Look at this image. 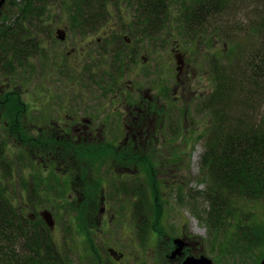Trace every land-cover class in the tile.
<instances>
[{"label":"flooded vegetation","instance_id":"flooded-vegetation-1","mask_svg":"<svg viewBox=\"0 0 264 264\" xmlns=\"http://www.w3.org/2000/svg\"><path fill=\"white\" fill-rule=\"evenodd\" d=\"M113 1L116 11L122 10L123 0H102L104 8H107L106 13L110 10V2ZM178 1H182L184 5V14L191 13L193 19L203 17L206 22L208 19L216 21L220 16L234 17L237 14L232 2L234 0H223L227 3L224 12L219 11L218 5L208 6L207 1L218 4L217 0H202L206 3L203 9H198L195 5V2L200 0L174 2L128 0L133 9L137 10V22L132 23L136 28L128 27L126 31V28L115 27L112 21L108 25L106 18L109 19V15L102 18L97 26L81 28L54 26L50 32L44 30L43 33L27 27L32 16L41 19V11L30 14L25 12L23 3L26 0H4L1 5L0 193L7 201L11 200L9 197L11 188L9 186L12 184L11 150L18 148L24 152L26 145L34 146L41 153V158L31 159L35 155L24 154L19 158L15 170L19 171L25 167L26 161L32 165V160L37 161V165L44 164L45 169L34 165L33 167L39 170L41 168V171L50 174L48 177H54L62 184L57 188L56 195L60 188L69 192L70 198L65 199L69 203L74 200L76 192L82 191L81 194H86L82 205L67 206L70 235L74 239L73 250L76 254L82 255L84 259L82 264H148L144 261L146 258L139 259L133 254V247L139 244L137 234L135 239L131 236L129 240L120 243L118 231L119 227L123 231L121 223L123 216L115 215L113 206H106L103 179L107 168L109 171L107 184L112 186L118 174H128L130 163L150 173L148 172V169L152 168L150 156H136L121 144L130 146L152 136L164 121L162 119L161 123H157L155 120L161 119L159 117L165 115L167 110L173 111L174 98H178L179 93L186 92L193 78L190 75L189 55L185 56L174 50L169 54L176 59L177 74L173 84L175 90L173 89L169 97L163 94L155 97L153 70L149 67L150 50L145 48L147 54L143 55L141 51H144V47L143 49L138 47L145 37L146 41L153 39L155 14L153 4L161 3L164 6V3H167V6L172 7ZM91 3L88 16H93L91 11L96 6L92 0ZM177 7L182 12L180 4ZM139 18L142 20L139 21ZM216 31L215 29L214 32ZM207 40L210 45L214 44L212 39ZM203 43H206L205 39L201 40V44ZM39 56L45 58L42 62H47L50 74L46 76L47 80L40 76H36L37 79L49 83L52 81L65 83L61 88L66 96L61 101L58 99L57 103L51 88L46 84L40 85L41 90L38 94L27 91L25 73L27 58L33 57L37 64L40 63L37 61ZM166 61L172 65L170 59ZM139 76L146 79L145 87L137 82L136 78ZM160 99L162 101L159 105ZM26 100L31 105L30 109L24 104ZM54 102L56 106H52ZM12 140L14 143L18 142V145H12ZM54 146L62 147L59 150L65 152L64 156L56 153L54 160L63 159L68 162L66 168L61 167L63 172L60 174L55 169L56 161L52 160L53 158L42 157L44 155L49 157L51 155L49 148ZM69 151L70 153H67ZM141 158L147 160L142 161ZM114 165L118 167L116 172L113 171ZM70 183L81 185L72 187ZM48 188L47 186L46 189ZM26 189V192L19 193L18 205H15L14 199L11 203L19 207L18 213L21 217L19 222L24 228L23 234L29 224L35 227L36 231V226L45 223L51 232L54 231L56 228L54 214L56 215L58 211H55L54 206H50L49 209L46 207L49 205L48 198L42 199L41 196L31 195L33 188L30 185ZM29 195L36 201L45 200L48 204L31 206L32 200ZM22 204L23 206H20ZM118 207L116 206V209ZM116 216L121 218L119 226L116 223ZM46 219L49 223L52 219L54 223L52 227ZM155 239L158 240L157 236ZM168 239H165L167 242L159 241V245L153 247L150 262L153 260V264H182L188 257L197 258L202 255L196 254L190 247L191 243L182 237ZM175 241L180 242L182 247L173 255L178 247ZM25 250L30 257L32 250L28 251L27 248ZM27 255L20 257V264H26ZM9 259L6 260L8 263Z\"/></svg>","mask_w":264,"mask_h":264},{"label":"rangeland","instance_id":"rangeland-1","mask_svg":"<svg viewBox=\"0 0 264 264\" xmlns=\"http://www.w3.org/2000/svg\"><path fill=\"white\" fill-rule=\"evenodd\" d=\"M45 1L46 9L41 12V19L34 18V16L29 18L30 23L27 24V27L32 31L45 33L44 30L50 32L54 26L80 28L88 26H80L81 23L79 21L73 20L75 18L74 14L79 12L81 5L86 9L87 13L85 14L89 17V20L91 18L89 26H97L98 21L100 22L102 18L104 19L105 16L108 17L110 15V20L106 18L109 22L108 25L112 21L115 27L126 28V31L128 27L136 28V25H132V23L137 22V10L133 9L128 0L122 1L121 11H116L114 7L115 1L110 2L109 9L111 11L108 10L107 13V8H104L102 0H92L96 5L91 11L93 16H88L90 14L89 7L92 4L91 0ZM232 2L235 7V14H237L234 17L226 16L225 20L230 18L227 22L222 20V23V21H218L219 18L216 21L208 19L206 22L202 17L200 20L184 19L183 24H180V18L177 20H166L167 18H165L164 27L160 29L156 30V23L154 22L153 39L146 41V37L144 39L141 38V44L138 46L142 49L144 47V51H141L143 55L147 54L145 48L150 50L149 67L153 70L152 80L155 97H159L160 94L166 97L172 95L173 84L177 74L176 59L170 55L174 50H178L177 52L185 56L189 55L190 75L193 76L186 92L183 94L179 93L178 98H174L173 111L167 110L165 115L159 117L161 119L155 120V122L161 123V120L164 119L161 127H158L152 136L148 137V139L145 138L142 142L132 143L130 146L121 144L122 147L132 151L136 156H150L151 160H149L152 163V168L148 169L150 173L148 174L141 167H136L130 163L128 174H118L116 180L113 181L111 179L115 183L109 186L107 184L109 171L105 168L106 175L103 181L106 206H113L116 210H114L115 215L120 216L122 214L123 216L122 220L116 216L117 226H119V220H121L123 228V231H121L119 227L118 231L121 239L120 243H124V240H129L131 236L135 239L137 234L139 244L133 247V254L139 259L144 260L146 258L147 260L144 261L148 264L154 263L153 260L150 262L153 255V247L159 245V241L169 240L168 238L171 237H182L183 240L191 243L190 247L196 254H202L210 258L215 264H259L264 256V245L256 247V249L253 247L250 250H241L239 239L235 237L234 231L231 229L233 225L237 224V221H240L243 226L253 224L256 227H264L263 202L236 199L234 205H231L233 206L232 210H237L233 217V223L232 219L230 221L227 219L216 226L208 224L207 212H204L209 207L208 202L203 198V193L208 184L200 156L204 152V143L211 124L209 106L205 100L213 95L216 87V72L213 68L216 63L215 60L217 56L222 54L217 62L218 66H224L225 62H231L232 58L228 60L225 58L228 47H234L235 44H245L249 47L246 51V56L252 55L258 50H263L264 47V44L261 45V42L264 41V32L261 35H255L251 31L255 27L256 21L251 18L253 14L249 11L253 8L255 9L258 5L257 1L234 0ZM258 2L263 3L264 7V0ZM178 4H180L182 13L185 12L182 1H178L171 8L172 14L179 15L180 11L176 9ZM138 20L140 21L142 18ZM215 29L217 30L216 33L214 32ZM248 37H250L249 40ZM207 38L212 39L214 44L210 45ZM204 39L206 43L201 44V40ZM214 46L215 48H213ZM95 58L92 57V59ZM166 59H170L172 65ZM44 60L43 56H39L37 61L40 63L36 64L33 57L27 58L25 72L27 76V91L38 94L41 90L40 85L42 83L46 84V86L51 88L57 103L58 99L61 101L66 96L61 88V85L63 86L65 83L55 81L49 83L37 79L36 76H40L47 80L46 76L50 74L47 62H42ZM136 80L140 86H146L144 77L139 76ZM142 82L144 83L143 85ZM161 101L162 99L158 101L159 105ZM55 102L52 106H56ZM24 104H27L28 108L31 106L28 100ZM262 109H264V104H262ZM35 133L36 131L33 133L34 136ZM11 143L12 145H18V142L14 143V140ZM59 148L62 147L54 146L49 148V154L51 155L42 157L53 158L52 160H54L56 153H61L60 156H64L65 152L60 151ZM36 151V148L30 145L25 146L24 152L18 148L11 150L12 175L10 176V181L12 184L9 186L11 187L9 197L12 202L14 199L15 205H18L19 193L26 192V187L30 185L33 188L31 195L41 196L42 199L48 198L49 205L46 207L49 209L50 206H54L55 211H58L56 215L54 214L55 230L51 232L44 223L42 226H36L37 230L34 231L35 227L29 224L25 233L28 236L37 234L50 239L54 243L53 257L60 259L62 256L63 264H82L84 262L82 255L76 254L73 250L74 239L70 235L67 206L82 205L86 194H81L82 191L76 192L74 200L69 203L65 201L66 198L69 199L71 196L69 192L60 188L59 193L56 195L57 188L62 184L58 179L48 177L50 174L41 171V168L39 170L33 167V165L38 166L37 161L32 160L33 165L31 162L26 161L25 167H22L19 171L15 170L17 169L16 165L19 158L24 154L35 155L31 159L41 158V153ZM67 153H70V151ZM140 160L146 161L147 159L141 158ZM65 162L66 160L63 159L56 161L55 169L59 174L63 172L61 167H67L68 162L64 164ZM79 162L77 164L81 165ZM106 164L108 165V163ZM43 165L40 164L38 167L45 169ZM117 169V165H114L113 171L116 172ZM72 183H70L72 187L81 185ZM47 186L49 187L48 189H46ZM31 195H29L32 200L31 206L38 207L42 204H48L45 200L43 202L36 201ZM81 198L82 200H80ZM20 206H23V204ZM116 206L119 207L116 209ZM17 208L19 207H15L16 212ZM231 223L232 226L230 227ZM12 229L14 231L9 238L13 240V245L7 243V245L9 244V247L6 248L7 256H9L11 261H16L15 258H17L18 264H20V257L26 256L27 250L25 249L30 247L27 240H24L21 245V238L15 232V227ZM6 230L7 228L4 229V231ZM22 230L24 231L23 227ZM156 236L158 240L155 239ZM246 252L251 253L247 256Z\"/></svg>","mask_w":264,"mask_h":264},{"label":"trees","instance_id":"trees-1","mask_svg":"<svg viewBox=\"0 0 264 264\" xmlns=\"http://www.w3.org/2000/svg\"><path fill=\"white\" fill-rule=\"evenodd\" d=\"M256 1L258 5L250 10L253 14L250 15L251 18L256 21L251 31L255 35H261L264 32V7L263 3L258 2L262 0ZM217 2L218 4L207 1L208 6L218 5L219 11L224 12L227 3L223 0ZM176 4L177 2L172 7L167 6V3H164V6L161 3L153 4L157 13L154 16L156 30L164 27L166 20L180 18V24H183L186 19H193L189 12L172 14L171 8ZM195 5L198 9H203L206 3L200 0L195 2ZM45 9V0H26L23 3V10L29 14ZM176 9L179 11L178 7ZM85 13L86 9L81 5L79 12L74 14L73 20L79 21L80 26L90 25L91 18L89 20ZM219 19L221 22L226 16ZM229 20L230 18L225 22ZM263 44L264 41L261 42V45ZM248 48L245 44L228 47L225 59L233 60L225 62L224 66L217 65L222 54L217 56L213 67L216 72V87L213 95L205 100L209 106L211 124L205 139L204 152L200 157L208 184L203 198L209 204L208 210L204 212H207L210 226H216L227 219H232L233 223L237 210H232L231 205H234L236 199L264 203V47L263 50L246 56ZM11 203V200L7 201L0 193V264L8 263L6 248L9 247L7 243L13 245V240L9 238L14 231L13 227L21 238V245L27 240L30 247L27 249L32 250V255H27L26 264H62V256L60 259L53 257L54 243L50 239L37 234H23L19 210L17 208L16 212L17 206ZM231 229L239 239L241 250H250L253 247L256 249L264 245L263 226H243L237 221ZM250 253L246 252L247 256ZM15 259L16 261L9 259L8 264H18V259Z\"/></svg>","mask_w":264,"mask_h":264},{"label":"water","instance_id":"water-1","mask_svg":"<svg viewBox=\"0 0 264 264\" xmlns=\"http://www.w3.org/2000/svg\"><path fill=\"white\" fill-rule=\"evenodd\" d=\"M3 2H4V0H0V8H1V5L3 4ZM46 222H48L47 219H46ZM48 224H49V226L52 227V225L54 224L52 219H50V223L48 222ZM175 242L178 244V247H177V250H175L176 252H174L173 255L177 254L179 252V249L182 247V244L180 242H178V241H175ZM182 264H214V263L212 262V260L210 258H208L204 255H201L197 258L188 257V258H186V260ZM260 264H264V256H263L262 260L260 261Z\"/></svg>","mask_w":264,"mask_h":264}]
</instances>
